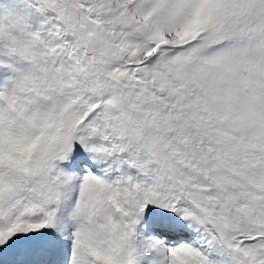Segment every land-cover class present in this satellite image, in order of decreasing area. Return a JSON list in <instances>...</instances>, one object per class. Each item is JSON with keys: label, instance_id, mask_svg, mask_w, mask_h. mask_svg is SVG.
Masks as SVG:
<instances>
[{"label": "snow or ice", "instance_id": "snow-or-ice-1", "mask_svg": "<svg viewBox=\"0 0 264 264\" xmlns=\"http://www.w3.org/2000/svg\"><path fill=\"white\" fill-rule=\"evenodd\" d=\"M0 264H264V0H0Z\"/></svg>", "mask_w": 264, "mask_h": 264}]
</instances>
